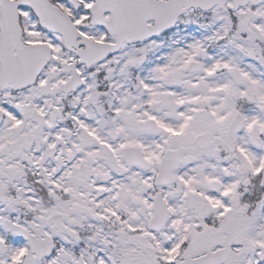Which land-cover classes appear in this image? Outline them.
<instances>
[{
  "label": "snow or ice",
  "instance_id": "1",
  "mask_svg": "<svg viewBox=\"0 0 264 264\" xmlns=\"http://www.w3.org/2000/svg\"><path fill=\"white\" fill-rule=\"evenodd\" d=\"M0 264H264V0H0Z\"/></svg>",
  "mask_w": 264,
  "mask_h": 264
}]
</instances>
